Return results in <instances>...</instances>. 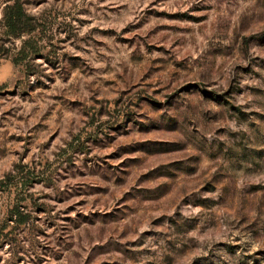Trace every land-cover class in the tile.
<instances>
[{"label":"rangeland","instance_id":"374dc122","mask_svg":"<svg viewBox=\"0 0 264 264\" xmlns=\"http://www.w3.org/2000/svg\"><path fill=\"white\" fill-rule=\"evenodd\" d=\"M12 1L0 264H264V0Z\"/></svg>","mask_w":264,"mask_h":264},{"label":"trees","instance_id":"16d2710c","mask_svg":"<svg viewBox=\"0 0 264 264\" xmlns=\"http://www.w3.org/2000/svg\"><path fill=\"white\" fill-rule=\"evenodd\" d=\"M3 23L5 26V34L13 37H19L24 32H29L34 28L33 19L25 14L20 0H13L12 3L4 6ZM259 35H262V33L253 35L252 37ZM23 50L24 46H22ZM26 219L27 216H21L18 213V223L22 224Z\"/></svg>","mask_w":264,"mask_h":264}]
</instances>
